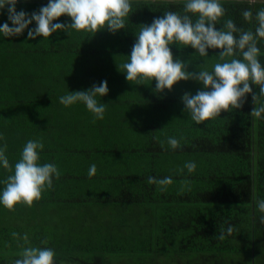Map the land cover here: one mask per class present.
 <instances>
[{
	"label": "trees",
	"instance_id": "16d2710c",
	"mask_svg": "<svg viewBox=\"0 0 264 264\" xmlns=\"http://www.w3.org/2000/svg\"><path fill=\"white\" fill-rule=\"evenodd\" d=\"M46 3L21 0L17 8L31 12ZM222 3L226 11L217 28L231 17L248 30L253 21L241 11L264 7V0ZM182 8V0H132L126 27L115 32L0 35V143L9 160L0 180L12 173L27 139H41V162L60 170L31 205H0V264H12L29 245L52 247L57 264H264V223L256 208L264 197V119L250 114L251 97L197 124L181 96L202 88L200 82L180 80L158 93L155 79L134 84L119 69L141 24ZM170 47L190 72L204 59L209 69L219 59L213 55L220 49L202 58L191 46ZM101 80L109 87L100 98L107 103L103 119L82 103H60V95ZM253 89L258 93L257 85ZM170 135L183 137L181 148H169ZM189 160L197 164L191 173L184 168ZM92 163L97 171L90 177ZM149 176L172 182L148 183Z\"/></svg>",
	"mask_w": 264,
	"mask_h": 264
},
{
	"label": "clouds",
	"instance_id": "9594fccd",
	"mask_svg": "<svg viewBox=\"0 0 264 264\" xmlns=\"http://www.w3.org/2000/svg\"><path fill=\"white\" fill-rule=\"evenodd\" d=\"M21 0H0V15L7 19L0 21V35L7 37L22 35L27 30L26 39L49 37L58 30L70 33L76 30L94 33L101 28L115 32L125 28L132 10V0H47L38 10L31 12L17 8ZM181 11L167 10L162 16L154 17L151 23L141 24L136 31V39L130 55L119 65L125 78L134 84H149L155 79L156 92L172 90L180 80L193 79L203 87L195 93L184 92L181 96L184 110L191 121L197 124L217 117L221 110L241 108L251 97L254 107L251 115L264 119V7L253 12L250 8L241 11L245 20H252V28L245 30L231 17L225 18L222 27L217 21L225 15L222 0H182ZM66 14L68 21L56 18ZM54 20L56 22H54ZM11 22V24L9 23ZM33 22L34 25H33ZM173 44L191 46L202 58H208L209 49H220L217 62L207 67V59L198 70H186V62L173 57L170 47ZM122 69V70H121ZM253 85L259 87L258 93ZM109 91L107 80H101L86 90L68 91L58 97L61 104L70 106L82 103L94 119H103L107 103L100 98ZM3 134L0 133V139ZM183 137H167L169 148L182 147ZM7 145L0 143V167L8 168ZM44 143L41 139H27L20 150L19 159L12 166L7 180H0V205L8 209L20 202L31 205L41 198L46 188L53 186V178L60 176L58 166L53 162H41ZM197 164L194 160L185 161L184 168L191 173ZM97 171L95 163L89 165L87 174ZM148 183L161 186L172 182L170 176L156 178L149 176ZM256 208L264 223V197L256 199ZM225 229L219 237L223 239ZM226 231H233L228 225ZM27 242L28 236L24 234ZM46 243L45 241L41 242ZM12 264H57L56 252L52 247L24 246Z\"/></svg>",
	"mask_w": 264,
	"mask_h": 264
},
{
	"label": "crops",
	"instance_id": "0c3cea01",
	"mask_svg": "<svg viewBox=\"0 0 264 264\" xmlns=\"http://www.w3.org/2000/svg\"><path fill=\"white\" fill-rule=\"evenodd\" d=\"M110 142V141H109ZM22 143H25V142H22ZM1 207H4V206H1ZM6 218H3V219H1V220H5Z\"/></svg>",
	"mask_w": 264,
	"mask_h": 264
}]
</instances>
